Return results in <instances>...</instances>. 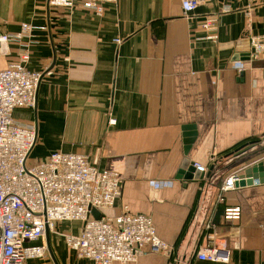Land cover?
Masks as SVG:
<instances>
[{
	"label": "crops",
	"instance_id": "0c3cea01",
	"mask_svg": "<svg viewBox=\"0 0 264 264\" xmlns=\"http://www.w3.org/2000/svg\"><path fill=\"white\" fill-rule=\"evenodd\" d=\"M24 23L39 28L26 68L42 73L34 107L13 114L34 127L29 160L80 154L116 172L121 197L104 214L126 207L148 215L171 247L138 264H220L195 257L212 239L230 251L226 264H264V181L236 184L217 202L227 175L264 161V55H249L251 38L264 41V0H203L189 16L180 0H116L101 16L80 3L0 0V33ZM7 49L0 68L18 60V45ZM186 126L195 137L185 155ZM184 159L209 175L184 180ZM225 207H239V220L224 222ZM79 230L77 222L56 223L36 242L45 256L27 264H93L65 243L64 234Z\"/></svg>",
	"mask_w": 264,
	"mask_h": 264
},
{
	"label": "built area",
	"instance_id": "2783aa9c",
	"mask_svg": "<svg viewBox=\"0 0 264 264\" xmlns=\"http://www.w3.org/2000/svg\"><path fill=\"white\" fill-rule=\"evenodd\" d=\"M254 2L256 0H248ZM116 0H48L54 8H83L101 16L104 5ZM203 0H180L184 16L193 14ZM210 22L205 27H209ZM39 28L24 23L17 33H0V57L11 43L18 45L16 62L0 68V264H27L45 256L46 248L36 242L53 231L56 223L77 222V234H64V240L78 258L93 264H138L146 253L170 255L171 247L156 234L152 219L145 214L130 213L126 207L118 215L107 216L121 197L122 181L116 172L99 169L85 155L52 152L45 160L32 162L29 154L36 136L33 125L17 121V110L34 107L35 91L41 72L28 71L32 33ZM117 44L119 40L115 41ZM250 57L264 55V41L250 39ZM109 120V123H113ZM216 161L209 157V165ZM206 174L209 167L193 165ZM241 174L227 175L218 186V203L236 188ZM101 213L99 220L91 215ZM224 222L240 218L239 207H225ZM199 261L226 264L230 251L221 240L212 239L199 247Z\"/></svg>",
	"mask_w": 264,
	"mask_h": 264
},
{
	"label": "water",
	"instance_id": "95a60500",
	"mask_svg": "<svg viewBox=\"0 0 264 264\" xmlns=\"http://www.w3.org/2000/svg\"><path fill=\"white\" fill-rule=\"evenodd\" d=\"M241 58L243 60H247L249 58L248 54H238L234 56V58ZM184 130L187 131L184 136L185 139L183 141L184 144V154L186 155L188 152V149L190 148V145L194 142L195 132H192L194 130L193 126H186L184 127ZM194 163L188 161L187 159H184L181 164V169L179 172V175L186 180V181H198L204 178V176H208L209 172L207 174H204L200 170L194 168ZM240 181L237 183L239 186L244 185H251L255 180H258V182L264 181V161L259 162L255 166H253L250 169L244 170V173L240 176ZM91 215L94 219L99 220L101 217V213L92 209ZM45 236H48V230L45 229Z\"/></svg>",
	"mask_w": 264,
	"mask_h": 264
},
{
	"label": "trees",
	"instance_id": "16d2710c",
	"mask_svg": "<svg viewBox=\"0 0 264 264\" xmlns=\"http://www.w3.org/2000/svg\"><path fill=\"white\" fill-rule=\"evenodd\" d=\"M241 145V144H240Z\"/></svg>",
	"mask_w": 264,
	"mask_h": 264
}]
</instances>
